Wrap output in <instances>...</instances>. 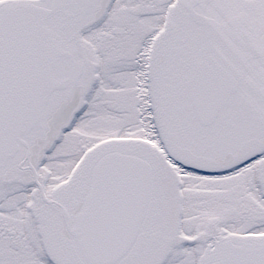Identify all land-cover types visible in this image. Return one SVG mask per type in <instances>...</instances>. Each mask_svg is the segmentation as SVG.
<instances>
[{
	"label": "snow or ice",
	"instance_id": "6c2138e0",
	"mask_svg": "<svg viewBox=\"0 0 264 264\" xmlns=\"http://www.w3.org/2000/svg\"><path fill=\"white\" fill-rule=\"evenodd\" d=\"M0 264H264V0H0Z\"/></svg>",
	"mask_w": 264,
	"mask_h": 264
}]
</instances>
